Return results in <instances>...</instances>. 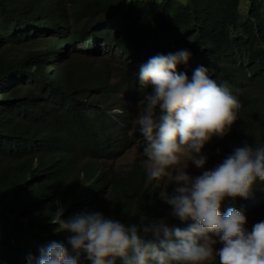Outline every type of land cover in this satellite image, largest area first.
Masks as SVG:
<instances>
[{"label": "trees", "instance_id": "16d2710c", "mask_svg": "<svg viewBox=\"0 0 264 264\" xmlns=\"http://www.w3.org/2000/svg\"><path fill=\"white\" fill-rule=\"evenodd\" d=\"M240 1L70 0L68 8L64 0H0V264L39 256L57 232L51 218L58 205L63 217L94 202L106 217L129 225L141 217L161 220L167 206L145 186L143 161L124 172L110 167L140 142L131 127L153 88L132 77L153 56L186 50L190 61L179 65L185 73L204 62L205 43L219 47L210 48L218 56L213 79L226 81L242 107L236 127L215 141L227 156L264 146V0H250L247 18ZM95 36L132 56L141 53L122 57L108 49L129 68L122 101L108 65L84 59L86 47L98 44ZM76 41L84 48L64 47ZM166 221L187 226L172 216Z\"/></svg>", "mask_w": 264, "mask_h": 264}, {"label": "clouds", "instance_id": "9594fccd", "mask_svg": "<svg viewBox=\"0 0 264 264\" xmlns=\"http://www.w3.org/2000/svg\"><path fill=\"white\" fill-rule=\"evenodd\" d=\"M95 37L99 44L102 38ZM83 42L64 47L84 48ZM98 44L86 48L98 50ZM202 48L204 62L186 67V74L179 71V65L190 61L186 50L158 54L140 65L133 81L153 88L142 97L131 127L140 134L144 160L136 159L123 170L110 164L124 172L143 161L145 186L157 189L167 206L161 220L141 217L139 224L129 225L106 217L94 202L80 204V210L63 217L58 205L51 218L57 232L38 257H27L29 264H264V146L245 145L227 156L215 141L236 127L242 105L226 81L213 79L210 68L218 56L210 48L219 47L205 43ZM124 69L118 81L122 91L129 68ZM116 98L123 99L119 90ZM261 101L264 105L263 97ZM214 144L222 150L213 157L219 164L209 170L203 150ZM191 164L202 170L200 175L189 174ZM173 183L171 192L167 189ZM170 216L187 226L169 225ZM253 216L263 220L248 226L247 217Z\"/></svg>", "mask_w": 264, "mask_h": 264}, {"label": "rangeland", "instance_id": "374dc122", "mask_svg": "<svg viewBox=\"0 0 264 264\" xmlns=\"http://www.w3.org/2000/svg\"><path fill=\"white\" fill-rule=\"evenodd\" d=\"M64 1H65L68 8L73 7L70 0H64ZM129 1H132V0H129ZM240 3H241L240 12L244 18H247L249 15V10L247 7H248V4H250V0H241ZM115 23H116V21H115ZM234 29L236 31L239 30V28H234ZM27 43L30 44L29 42H27ZM103 44H104L103 39H101L99 41V44H98V46H100V48H97L99 51L95 52V51H93V49L86 51L87 56L84 59L88 60L94 64H101L102 62L104 64H107L109 69H110L109 75L111 77H113V83L118 84V81L121 79L122 75L125 73L124 67H128V65L126 64L125 61H123L121 59H118L116 57L111 58L110 56H112V54L108 52V49L106 48V46H103ZM32 47H33V45L30 46V48H32ZM67 48L69 50L72 47L68 46ZM112 48H114L115 50L120 49L118 46H113V47H110L109 49H112ZM58 51H62L61 46L58 48ZM61 56H63V54H62V52L61 53L59 52V57L57 58L58 59L57 62L61 61V59H62ZM76 60H78V58ZM134 64H136V63H134ZM46 68L50 71L52 70L51 62L48 64V66H46ZM118 90H119L120 96L124 97V91H122L120 88H118ZM135 126L136 125L134 124V127ZM140 149H141V144L139 142L136 145L132 146L131 148L127 149L124 152V154L122 156H120L119 158H117V160L115 161L116 169L117 170L126 169L136 159L144 160V157H143ZM220 150H222V148L216 146L215 144L211 148H207L205 146V148L203 150V154L207 158V164L205 166L206 169H209V170L213 169V166H216L219 164L217 161L213 160V157H216L220 153ZM188 172L192 176H197V175L201 174L202 170L197 168L194 164H191L189 166ZM175 187H176L175 183L170 184L168 186L167 190H171V192H173ZM10 216H11L12 220L20 221V222H22L23 225H25L26 221H23L22 218H20L18 214H13ZM247 218H248V226H252L256 222L263 220L261 216H253V217H247ZM42 226H43V224L38 228V230H41ZM217 247H219V245H217Z\"/></svg>", "mask_w": 264, "mask_h": 264}]
</instances>
